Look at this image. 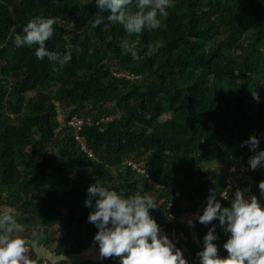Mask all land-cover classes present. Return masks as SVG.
Returning <instances> with one entry per match:
<instances>
[{"label":"trees","instance_id":"16d2710c","mask_svg":"<svg viewBox=\"0 0 264 264\" xmlns=\"http://www.w3.org/2000/svg\"><path fill=\"white\" fill-rule=\"evenodd\" d=\"M174 3L160 28L130 36L108 21L110 13L100 12L96 0H0V111L7 107L14 114L11 120L4 113V121L0 112V206L15 208L18 222L38 234V243L45 239L42 229L59 232L54 248L58 258L46 256L47 264H120L115 257L77 263L66 255L93 242L99 247L94 240L98 228L88 221L94 207L85 204L90 185L134 195L133 170H112L127 158L146 155L148 179L157 187L140 194L157 201L150 214L170 233L188 264L193 257L200 264L197 253L213 227L219 255H228L223 245L230 234L218 218L207 225L198 221L196 242L183 225L166 216L165 208L171 203L177 216L207 204L210 190L219 196L225 176L212 182L204 164L223 161L226 173L231 168L238 173L222 207H230L236 190L250 182L240 172L250 168L255 153L241 145L256 135L260 143L255 151L264 150V0ZM97 15L104 22L93 28ZM40 16L61 21L46 42L49 51L63 56L66 45L73 46L72 58L63 66L47 57L38 59V45L14 44L15 35ZM124 40L137 43L142 59L122 53ZM157 41L164 46L147 56V44ZM112 68L133 78L114 76ZM30 92L34 95L26 97ZM54 101L69 107L58 135ZM72 117L83 121L80 135L96 161L74 140L68 126ZM248 173L262 205L264 171ZM178 177L193 182L177 184L176 197L169 186ZM64 242L70 247L65 249ZM29 255L37 264L44 258L34 246Z\"/></svg>","mask_w":264,"mask_h":264},{"label":"clouds","instance_id":"9594fccd","mask_svg":"<svg viewBox=\"0 0 264 264\" xmlns=\"http://www.w3.org/2000/svg\"><path fill=\"white\" fill-rule=\"evenodd\" d=\"M100 12H109L107 19L112 24H119L128 35L139 36L145 30L151 32L161 26V18L169 15L168 9L174 8V0H96ZM58 17H36L23 27V34H16L14 44L17 47L38 45L35 55L44 60L59 62L61 66L72 58L71 44L61 56L49 51L46 42L53 36L54 26L60 23ZM104 22V17L97 15L92 22L96 28ZM164 45L161 42L147 44V56L154 55ZM122 53L128 54L134 61L142 57L135 41L121 42ZM79 51V49H77ZM260 143L252 135L241 145H248L255 154L249 159L252 170L264 165V150L256 152ZM259 189L264 195V180ZM251 189H237L230 207H222L216 199L214 190H210L207 206L197 219L201 224H210L219 219V224L230 236L223 247L227 257L219 255L214 241L217 239L215 227L209 229L203 239L204 248L198 252L200 264H264V206L256 195L245 196ZM221 197L228 199V192ZM93 198L95 204L93 205ZM87 207H94L88 221L98 228L94 240L99 244L102 258H119L120 264H188L183 251L168 237L161 235V229L151 216L150 209L157 208V201L150 194L124 196L99 183L88 188ZM15 208L0 206V264H36L29 255V239L22 236L23 226L17 220ZM189 220V225L194 224ZM35 236V233L32 234Z\"/></svg>","mask_w":264,"mask_h":264},{"label":"rangeland","instance_id":"374dc122","mask_svg":"<svg viewBox=\"0 0 264 264\" xmlns=\"http://www.w3.org/2000/svg\"><path fill=\"white\" fill-rule=\"evenodd\" d=\"M248 44V41H244L242 43V46L245 47ZM110 72H113L112 74L114 76L117 77H121V76H126V77H130L133 78V76L127 72H123V71H117L115 68L110 69ZM34 95L33 92L27 93L26 97H32ZM55 102V106H53V112H54V118H55V122L57 123V128L55 129V134L58 135V133L60 132V130L62 129V119H64L65 116H67V111L69 110V107H67L65 105V103H60L58 101H54ZM58 102V103H56ZM69 106V105H68ZM1 112V117L2 119L5 121L6 116H9L11 118V120L14 118V114H8V110L7 107L6 108H2ZM6 116H5V114ZM170 116L169 114H164L163 117H168ZM173 119H176V117H173ZM8 120V119H7ZM103 121H107V118H103ZM78 144V143H77ZM80 146V144H78ZM149 155L143 156L142 158H127L124 162L125 164L122 165L121 168L119 169H113L112 171L114 172V174L116 173L115 170H117L118 172H121L124 170V166H129L134 174L133 177L136 179L137 181V189L135 190L134 194H136L137 192L139 193H147L149 192V188H156L157 185L148 179V171L146 168L147 165V161H148ZM226 168H227V164L223 161H217L214 163H208V164H204L203 169H207L210 170L211 172V179L212 182L219 180V178H223V176H225L226 173ZM148 179V180H147ZM191 179L187 178L185 181L183 180V178L178 177L176 178L172 184L169 186V189L172 193H174V195L176 197H179V190L177 188V184L179 183H188L191 184ZM254 185H252V183L248 182L247 185L245 187H243V189H251V191H246L245 192V196L246 197H250L251 195H254L255 191H252V189H254ZM153 194V193H152ZM264 199V198H262ZM261 199V200H262ZM264 201V200H263ZM23 226V231L22 233H20L22 236H24L25 238L29 239L30 244H29V249L31 247H36V250H38V252L41 254L42 257H44L42 259V261L38 264H47L45 258H47L46 256L50 257L51 259L53 258V260L55 261L56 258H58V255L55 256V252H54V248L58 245L59 243V232H55L51 229H49V231L42 229L41 231V235L45 236L43 242L38 243V234L35 233V236H33L32 234H30L28 231H25L26 226ZM52 231V232H51ZM74 231H76V229H74ZM26 233V234H25ZM29 233V234H28ZM177 238V236H175L173 239ZM195 241V239H194ZM198 242V240L196 241ZM65 245V249L69 248L71 243H66L64 242ZM60 258H63L62 256H59ZM67 258H72L74 259L77 263L83 262L85 260H103L105 258H102L99 254V247L95 245V242L91 243L90 246H88L87 248L83 249V250H79L77 253H72L70 255H66ZM198 258V257H197ZM37 264V263H36ZM190 264V263H189ZM192 264V263H191Z\"/></svg>","mask_w":264,"mask_h":264},{"label":"built area","instance_id":"2783aa9c","mask_svg":"<svg viewBox=\"0 0 264 264\" xmlns=\"http://www.w3.org/2000/svg\"><path fill=\"white\" fill-rule=\"evenodd\" d=\"M83 121L76 118V117H72L69 121H68V126L71 127L73 129V138L76 141V143L80 144V149L82 152L86 153L87 156L94 162L96 161V156L94 155L93 151H91L87 146H86V140L85 138H83L80 135V130L82 127ZM263 170L264 171V165L258 167L256 170H252L249 167H244L241 169L240 173H245L246 176V180H249L250 183H254L253 178H251L250 173H248L249 171H260ZM238 178V173H236V170L234 169H229L228 173L225 175L224 177V182H225V188L222 192H228L230 191L232 188H234L237 185V180ZM221 192V193H222ZM221 193L219 194V196L216 198L217 200L220 201V203L222 204V201L225 200L221 197ZM207 204L205 205H198L196 206V208L192 211L189 212H184L181 213L180 215H174L171 213V208L172 205L171 203H168L166 206V210H165V214L166 216H168L171 221H176L177 223H179L180 225H183L184 228L189 232V235L192 236L193 240L195 239V241H197V234H196V225L198 223V219L197 216L198 214H202L204 209L206 208ZM262 206H264V203L262 204ZM189 220H194V224L193 225H189L188 221ZM161 229V235L167 234L168 236H170V233L168 231L165 230L164 227L159 226ZM198 262V258L197 257H193V259L191 260L190 264H195Z\"/></svg>","mask_w":264,"mask_h":264}]
</instances>
